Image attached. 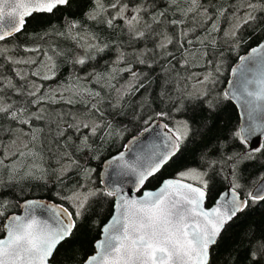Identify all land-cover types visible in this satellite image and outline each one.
I'll use <instances>...</instances> for the list:
<instances>
[{
	"label": "snow or ice",
	"instance_id": "6c2138e0",
	"mask_svg": "<svg viewBox=\"0 0 264 264\" xmlns=\"http://www.w3.org/2000/svg\"><path fill=\"white\" fill-rule=\"evenodd\" d=\"M74 6L82 19L44 28L42 43L13 39L33 14L54 15ZM242 30L264 34V0H81L75 5L74 0H0V187L23 173L22 178L59 187L55 196L69 205L27 200L23 215L5 216L9 201L0 199L6 221L0 225V264H50L96 197L113 198L114 214L94 252L76 264H212V249L226 227L250 202H264V185L244 197L238 192L243 166L264 156V139L251 143L264 137V40L239 57L230 87L213 95L224 64L218 44L235 42L232 48L238 49ZM62 65L72 71L50 86ZM204 67L212 70L192 71ZM153 93L168 107L143 122L170 121L171 127L158 125L164 151L138 156L134 163L120 152L108 166L133 177L140 192L189 137L199 136L200 168L182 171L178 180L141 196L125 193L119 184L92 188L82 182L95 171L81 163L94 151L93 138L112 135L108 117L126 115L122 103L130 96L141 98L136 107L150 108ZM224 101L243 109L241 124L227 135L205 140L214 127L210 119L194 130L189 119L174 118L201 110L211 116ZM236 143L242 151L235 150ZM45 155L51 170L43 166ZM73 174L81 179L61 195ZM217 176L231 178L229 190L205 209L207 189ZM174 184L180 188L170 193ZM36 209H45L47 218ZM244 240L225 264H264V235L246 231Z\"/></svg>",
	"mask_w": 264,
	"mask_h": 264
},
{
	"label": "trees",
	"instance_id": "16d2710c",
	"mask_svg": "<svg viewBox=\"0 0 264 264\" xmlns=\"http://www.w3.org/2000/svg\"><path fill=\"white\" fill-rule=\"evenodd\" d=\"M80 2L81 0H74V5ZM80 11L81 9L74 6L70 10L60 9L54 15L33 14L32 17L27 19L23 32L18 33L13 39L20 44L42 43L40 34L43 32L44 28L52 26L60 27L66 20L82 19L79 14ZM73 13H75V15H73ZM106 37L107 33L105 32L103 38ZM263 38L264 34H252L242 30L240 37L242 43L241 54H245ZM238 59V57L233 58L228 64L227 71L223 76L224 82L219 89L224 86L229 77L231 67ZM205 68L206 67L195 68L192 69V71L203 70ZM70 71H72V69L69 66L62 65L61 76L58 81L51 83L50 86L54 87L56 83L64 80ZM156 91H158V89H156ZM151 98L155 100V102L150 108L142 110L135 106L140 103V97H128L126 101L122 103L121 109L126 115L116 117L115 119L111 116L108 117L113 125L111 129L112 135L104 140L93 138L95 141L93 143L94 151L81 159V163L84 167L95 169V171L91 173L90 178H88L93 187L103 188L98 175L104 160L122 150L129 137L137 135L143 130L146 126L143 121L147 119L149 114H152L153 111L167 109L168 105L166 103L161 104L158 99H155V93H153ZM174 117L178 119H189V122L193 124L194 130L200 127L199 122L210 119L214 123V127L206 133L205 140L217 135H227L229 129L239 126L237 110L229 101H224L221 105V109L211 116H209L207 112L201 110L195 113L189 112L187 116L174 114ZM164 121L171 125L169 120L165 119ZM118 133L123 135L120 144H117ZM200 141L201 137L199 136L195 138L189 137L181 146L179 152H177V154L146 183L145 188H154L165 178L176 177L178 173L185 169L200 168L199 148L202 147ZM234 148L238 151L243 150L238 143L234 145ZM92 157H98V159ZM52 164L53 162L45 155L43 166L51 170ZM22 177L16 178V182L10 186L0 187V199L9 201V206L5 210V216L17 213L19 211V203L28 198L49 199L57 203H64L66 207L69 206L67 202L55 196V192L60 191L59 187L54 186L52 183L45 186L40 180ZM262 177H264V156L258 155L257 159L243 166L239 177V183L242 185V188L238 189L240 195L244 197L248 192H251ZM4 179H7V176H4ZM78 179H81L79 174H73L71 178L66 181L67 187L61 191V195L66 194ZM85 180L86 179L82 182L86 183ZM230 180V177L229 179H224L222 176H217L210 182L209 188L207 189V206L212 205L216 197L225 188L230 186ZM112 209L113 198H94L92 207L89 209L85 218L77 224L73 236L59 246L51 262L53 264H76L77 260L82 256L91 255L94 251L93 243L98 239L100 228L110 217ZM4 221V217H0V225H2ZM246 231L254 232L257 236L264 235V202H250L249 207L226 227L219 241L212 249V264H225L229 253L233 256L237 255V250L244 246V235ZM2 235L3 232H0V237ZM73 257H75V259H73ZM240 258L243 259V253H240Z\"/></svg>",
	"mask_w": 264,
	"mask_h": 264
},
{
	"label": "water",
	"instance_id": "95a60500",
	"mask_svg": "<svg viewBox=\"0 0 264 264\" xmlns=\"http://www.w3.org/2000/svg\"><path fill=\"white\" fill-rule=\"evenodd\" d=\"M262 40H264V38ZM259 43H257L253 47H251L242 56H247L250 53V50L252 48H254V47H257V45ZM238 63H239V59H238V61L232 67H235ZM232 67H231V69H232ZM232 79H233V77H232L231 71H230V77H229V79L225 83V90L230 87V85H229L228 82L230 80H232ZM231 102L233 103V105L235 106V108L237 110L238 120H239V125H240L241 122H242L241 112L243 111V109L239 108L237 106L236 102H234V101H231ZM163 123H166V122L164 120H153L149 125H146L147 127H149V131L148 132H144V128L146 127L145 126L143 128V130L139 134L134 135V136H131V137H129L127 139V141L125 142V146H124V148L122 150H120L119 152L115 153L114 155H112V156L108 157L106 160H104V162L101 165V169H100L99 175H98L99 180H100V182H101V184H102L103 187H105V185L119 184L123 188V191L125 193H127L129 195L141 196V195H143V191L144 190H150V191L158 190L161 186H163L164 181H166V180H178L179 179L178 177L165 178L164 180H162V182L159 185H157L154 188H145L144 187V189H142L140 192H135L134 187H133L134 178L131 177V176L119 175L120 169L117 168L115 164H113L111 167H109L108 164H107V162L112 157L117 156L120 152H124L125 153V160L134 163V162H136V159H137L138 156H140V157H147L149 154H151L154 151L155 152H162V151H164V140H163V135H162V129L158 126V125L163 124ZM258 139H264V137L253 138L252 141H251V143H252L253 146H255L258 143ZM102 181H103V183H102ZM182 183H191V182L186 181V180H183ZM262 185H264V177H262L258 181V183L251 190V192H254L255 193V192L259 191V189L261 188ZM195 186H198V185H195ZM179 188H180V186L178 184L170 185V186H168V191L170 193H175V192H177L179 190ZM228 190H229V187L225 188L216 197V199L214 200L213 204L210 205V206H207V195H206V198H205L204 203H203V207L205 209H211L213 206H215L216 201L219 199V197L224 192H226ZM27 200H41V201H44L46 203H57V202L51 201L49 199H43V198H28V199H24V200H22L19 203V211L17 213H13V214H10L8 216H12V215H23L24 214L23 205H24V202L27 201ZM57 204H60V203H57ZM113 214H114V200H113L112 213H111L110 217L108 218V220L104 224H106L109 221V219L111 218V216ZM36 215L41 216L42 218H47V212H46L45 209H36ZM5 222L6 221H4V223ZM103 225L100 228V234H99L98 239H96L94 241V243H93V249H94L95 242L97 240H99V239L102 238L101 229H102ZM3 236H4V233H3V235L0 238H2ZM50 264H53V263L50 261Z\"/></svg>",
	"mask_w": 264,
	"mask_h": 264
},
{
	"label": "rangeland",
	"instance_id": "374dc122",
	"mask_svg": "<svg viewBox=\"0 0 264 264\" xmlns=\"http://www.w3.org/2000/svg\"><path fill=\"white\" fill-rule=\"evenodd\" d=\"M239 42H241V41H239ZM231 43H233V42H231ZM225 44H228V43H225ZM219 47H220V44H218V49H219ZM239 49H240V47H239ZM233 58H234V57H232V56H229V57H226V56H225V57H223L224 64H223V67H222V69H221V72L219 73V75H218V77H217L218 82L214 85V91L218 90L219 87H221V84H223V82H224L223 76L225 75V72L227 71L228 64L230 63V61H231ZM217 59H220V57L217 56ZM210 70H212L210 67H206V68L203 69V70H197V71H195V72L204 73V72H206V71H210ZM214 91H213V92H214ZM174 118H175V117H174ZM176 119H178V118H176ZM179 119H180V118H179ZM169 126L171 127V125H169ZM122 138H123V135L120 134V133H118L117 144H120V143H121ZM6 163H7V162H6ZM188 169H193V168H188ZM188 169H185V170H183V171H186V170H188ZM181 172H182V171H181ZM91 173H92V172H91ZM178 174H179V173H178ZM178 174H177L176 177L179 178ZM22 176H23V173H21V174H20L19 176H17L16 178H20V177H22ZM184 180L189 181V182H191V183L193 182V181L190 180V179H184ZM85 182H86V184H87L89 187L96 188V187H93V185L91 184V182H90L89 179H86Z\"/></svg>",
	"mask_w": 264,
	"mask_h": 264
},
{
	"label": "flooded vegetation",
	"instance_id": "af4514ba",
	"mask_svg": "<svg viewBox=\"0 0 264 264\" xmlns=\"http://www.w3.org/2000/svg\"><path fill=\"white\" fill-rule=\"evenodd\" d=\"M233 43H235V42H233ZM241 42H239V47H240V49L238 48V49H235V50H233V48H232V43H228V44H225V43H220V47H219V52H222L223 53V57H229V56H232V57H234V58H239L240 56H242L243 54H241V51H242V48H241ZM218 57H220L219 56V53H218V55H217ZM230 71H231V69H230ZM230 71H229V77H230ZM229 77L227 78V80L229 79ZM226 80V81H227ZM226 83V82H225ZM225 90V84H224V86L222 87V88H220V89H218V90H216V91H214L213 92V95H215V94H217V93H221V92H223ZM230 103H232L231 101H229ZM233 104V103H232Z\"/></svg>",
	"mask_w": 264,
	"mask_h": 264
}]
</instances>
